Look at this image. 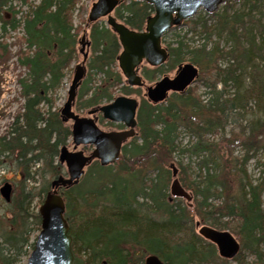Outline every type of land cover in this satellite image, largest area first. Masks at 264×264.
I'll list each match as a JSON object with an SVG mask.
<instances>
[{
    "label": "trees",
    "instance_id": "16d2710c",
    "mask_svg": "<svg viewBox=\"0 0 264 264\" xmlns=\"http://www.w3.org/2000/svg\"><path fill=\"white\" fill-rule=\"evenodd\" d=\"M15 1L27 7L21 16ZM80 1L0 0V63L10 54L4 34L20 29L16 59L25 68L17 79L21 110L0 136V159L14 156L21 183H27L5 202L0 214V264H16L27 257L33 248L31 235L40 230L38 211L30 206L34 199L42 202L50 182L44 180L37 187L29 182L35 181L34 175L54 178L63 171L58 154L70 138V128L59 111L52 110L48 93L60 87L65 70L79 56L75 45L80 23L89 28L92 51L88 73L77 92V109L109 102L115 90L136 94L139 103L136 136L123 146L121 156L109 164L92 160L76 184L57 189L64 200L73 264H143L147 254H156L164 264H246L244 250L255 255V264H264L260 249L264 162L259 161L262 169L257 180L247 172L248 161L264 148V31L256 34L249 28L242 36L238 29L244 25L238 15L220 14L214 24L197 17L204 40L189 45L184 36H177L175 42L165 44L166 61L156 67L143 66L141 73L143 80L152 82L187 59L197 68L195 81L201 80L203 92L190 85L151 103L140 87L124 83L117 69L120 45L111 28L87 18L74 25L73 12L82 13ZM223 1L227 5L229 0ZM245 1L252 6L258 2ZM152 13V5L143 0H120L113 17L142 30ZM214 33L219 38L225 33L229 47L211 42ZM223 59L227 63L222 66ZM94 75H100L99 82L92 81ZM229 87L233 92L225 96ZM249 100L257 116L217 140L206 138L224 129L228 115L246 109ZM182 128L194 139L184 148L178 140ZM237 146L241 154H234ZM184 151L197 160L194 176L188 165L175 160L176 153ZM173 162L178 165L176 179L191 194L189 203L167 192L172 176L168 166ZM31 166L35 168L30 170ZM197 221L230 231L240 245L237 254L231 260L219 257L215 246L195 232Z\"/></svg>",
    "mask_w": 264,
    "mask_h": 264
},
{
    "label": "water",
    "instance_id": "95a60500",
    "mask_svg": "<svg viewBox=\"0 0 264 264\" xmlns=\"http://www.w3.org/2000/svg\"><path fill=\"white\" fill-rule=\"evenodd\" d=\"M119 1L96 0L89 9L87 20L92 22L99 17H106V23L117 34L121 46L117 57L118 67L127 84L139 86L141 79L137 74V66L143 61L150 66H158L167 58V50L161 45L162 34L170 27L192 17L199 8H203L208 13L213 12L223 0H143L153 7V14L147 18L143 30L130 29L111 15ZM79 42L81 44L80 51H83V47L89 44L85 34H82ZM86 56L83 53V61ZM83 61L75 66L67 99L59 113L63 122L69 119L74 120L71 127L73 142L76 145L94 144V150L88 157L81 151H68L64 145L60 148L58 161L65 164L68 176L58 175L50 182L51 191L45 195L38 208L40 230L35 237L26 264H73L72 238L64 217V200L56 193V188L77 183L84 172V166L92 158L99 159L101 164L114 161L118 157L120 141L124 136V134L115 133L116 139H113L100 133L98 137H93L96 129L93 127L92 121L87 118H79L71 110L77 86L85 72ZM196 76L195 65L190 62L181 63L177 66L172 77L163 75L153 84L146 86L145 96L153 103L162 101L169 91H182L192 83ZM99 110L104 119L129 125L131 128L129 134H132L136 125V101L134 99L119 95L109 103L101 105ZM171 166L172 174L175 176L176 168ZM171 193L179 196L188 195L177 179H174L171 184ZM0 195L5 202L10 201L11 184L9 182H4L0 187ZM195 226L198 228L197 233L200 236L215 245L220 257L232 259L238 252L239 243L229 231L216 229L206 224L200 225L198 221ZM144 264H164V262L156 254H148L144 258Z\"/></svg>",
    "mask_w": 264,
    "mask_h": 264
},
{
    "label": "rangeland",
    "instance_id": "374dc122",
    "mask_svg": "<svg viewBox=\"0 0 264 264\" xmlns=\"http://www.w3.org/2000/svg\"><path fill=\"white\" fill-rule=\"evenodd\" d=\"M95 1L96 0H81L79 2L78 6L82 7V13L78 14L77 10L73 12L74 25H77L78 23H80L81 18L87 17L89 8L92 5V3ZM14 4L16 5V8L20 10L18 11L17 16H21V13L24 14L26 12L27 10L26 6H21L17 1H15ZM252 5H253L252 2L245 1V0H229L227 5H225V2L222 1L217 6V8L211 13L206 12L203 8H199L192 17L183 20L180 24L170 27L162 35V38L164 41L163 45H165L167 42H175V39L177 38V36H184L189 45L190 44L194 45V44H198L202 42L204 40L205 34L200 32L201 26L195 23L196 18L197 17L207 18L208 19L207 24H214L217 18H219L218 16L223 13H225L231 18L237 15L241 16L240 18L242 19V23L244 27L239 28L238 32L242 36L245 34V30L249 28H253L254 33L258 34L259 31H262V30L264 31V0H258L255 6H252ZM211 14H214V16L209 17L208 15H211ZM6 17L9 18L10 16L6 15ZM98 21L99 22L102 21L105 23V17L99 18ZM252 23H255L256 25L255 26L253 25L254 26L253 27L251 25ZM80 26L81 28L79 29L78 34L76 36V45H75V51L76 53L79 54V56L73 59L69 67L65 70V75L62 79L60 87L56 88L54 92L48 93V96H50L52 100V106H53L52 110L57 109L59 111L60 108L63 106L67 98L68 88L74 77L75 65L81 64L83 61L82 54L78 52L79 49L81 48V44L79 43V40L82 34H85L87 38L89 39L88 37L89 28L87 27L86 29L84 26V23H80ZM20 35H21L20 29L16 31L11 30V31H8L6 34H4V37L6 38L7 43L9 45L10 54L6 61H3L0 63V136L3 135L8 130L14 116L16 115L18 111L21 110V105L23 102L22 98L20 97V87H19L17 79L20 75H23V73L25 72V68L19 65L16 59V52L21 45V42L18 40V37H20ZM213 41H220V44L222 46L229 47L230 45V42L226 39L225 33L222 34L221 38H219L217 34L214 33L211 36V42ZM91 51L92 50L90 49L89 45H85L83 47L82 52H84L87 55L85 61H83L84 62L83 66L85 68V77L88 73L87 61L91 55ZM184 61H188V60L186 59ZM255 61L257 62V59H255ZM226 63H227L226 59H223L220 61V64H222V66ZM165 74L168 75L169 77H172L174 74V70L166 72ZM160 77L161 75H159L157 79H159ZM99 78H100V75H94L93 76L94 80L92 81L94 83H97L99 82ZM153 82L154 81L152 82L146 81V84L150 85ZM81 85L79 86V88L81 87ZM193 85L198 87L199 92H203V84L201 80L193 82L191 86ZM228 90L229 91L228 93L225 94V96L227 94H232L233 87H229ZM141 92H144V90H142ZM121 94L122 93L120 90H115L113 97L115 98ZM106 103H109V102L105 101V102L100 103V105L101 104L103 105ZM71 110L75 114L86 116L90 109H80V110L77 109V93H76V98L74 100V104ZM257 115H258V112L255 109L253 100H249L247 102L246 109L244 110L241 109L240 111L236 110L233 113L228 115L229 116L228 122L224 129L217 131L216 134L215 133L207 134L206 138L208 139L210 138V140L214 138L217 140L218 138H220L221 134L229 133L230 130L233 128L234 129L240 128L241 126L245 125V123L249 121L252 117L257 116ZM98 123L100 127L105 130L113 128V126H108V124L105 123V119H102L101 122L99 121ZM64 124L70 128L72 125L71 119L66 121ZM178 140L180 142L179 147L184 148L189 143H191L194 139L185 129L182 128L180 131ZM66 147L69 151L72 150L71 140L67 142ZM80 149H83L85 154H88L92 151V148L90 146H80L79 145L76 150L78 151ZM233 149H234V154H241V150L238 146ZM176 159L182 160L183 164H186L189 166V171L191 172L192 176H194L198 172V169L195 165L197 160L194 156L191 157L189 155V152L184 151L183 153H178V154L176 153L175 160ZM0 160H1L0 161V187L3 185L4 182H9L11 184V197L14 195H17L20 189L22 188V186H25L27 184L26 181H23V183H21L23 176H22V172H20L17 169L18 160L15 159L14 156H12L11 158H6V159L4 158ZM259 161L264 162V148L259 149L256 152V157L251 159L247 163V172L253 180H257V178L259 177V174L261 175L262 166L259 163ZM173 163L178 168V165L175 162ZM61 166H62L63 171L60 174L66 177L67 176L66 166L64 163ZM34 168H35L34 166H31L30 170H33ZM168 168L170 169V166H168ZM175 177L176 176H171L169 179L168 187H167L168 193H170V187ZM34 178H35V181L29 182V185L37 187L41 185L44 180H46L47 182H51V180L53 179V176L46 175L44 177L45 179L44 178L42 179L41 175H34ZM175 198H177V200L179 199L183 203H189L191 201V194L188 191L187 196H175ZM263 200H264V191H263ZM4 204H5V201L0 195V214H2L5 210ZM40 204L41 203H39L38 199H34L31 203L30 209L31 210L33 209L36 212L38 211ZM197 230L198 228L195 226L196 233H197ZM37 233L38 231L33 232V234L31 235L30 240L32 242H34ZM203 240L208 241L206 239H203ZM260 249L264 252V243L260 246ZM216 253H217V250H216ZM244 254L246 257V264H255L254 262H255L256 257L252 252L248 250H244ZM26 260H27V257L22 256L16 264H26ZM232 264L234 263L232 262Z\"/></svg>",
    "mask_w": 264,
    "mask_h": 264
},
{
    "label": "flooded vegetation",
    "instance_id": "af4514ba",
    "mask_svg": "<svg viewBox=\"0 0 264 264\" xmlns=\"http://www.w3.org/2000/svg\"><path fill=\"white\" fill-rule=\"evenodd\" d=\"M112 14V13H111ZM105 25L106 26H108L109 28H111L107 23H105ZM129 28V27H128ZM131 29V28H130ZM112 30V29H111ZM134 30V29H133ZM113 31V30H112ZM114 32V31H113ZM115 33V32H114ZM116 34V33H115ZM116 36H117V34H116ZM86 39L89 41V47H90V40L87 38V36H86ZM117 40H118V38H117ZM80 41V40H79ZM80 43V42H79ZM119 43V42H118ZM87 45V44H86ZM120 45V44H119ZM120 51H121V46H120V49H119V53H120ZM80 54H82V60H83V53L84 52H82V51H80V49H79V51H78ZM119 53H118V55H119ZM77 65V64H76ZM75 65V66H76ZM161 65V64H160ZM143 66H148V67H156V66H150V65H148L145 61H143L142 63H140L138 66H137V74L140 76V79H141V85H139V86H132V85H129V84H127V82H126V79L124 78V76L122 75V73H121V71H120V69H119V67H118V62H117V69L119 70V72L121 73V75L123 76V80H124V83L126 84V85H128V86H131V87H140L141 88V91L142 90H144V92H141L142 93V95H144V97L148 100V98L145 96V88H146V86H148L147 84H146V81L145 80H143V76H142V73H141V70H142V68H143ZM159 66V65H158ZM176 70H177V67H176V69L174 70V73L176 72ZM162 75H164V74H162ZM161 75V76H162ZM84 76H85V72H84V75H83V77H82V79H81V81H80V83H79V85H81L82 84V81H83V78H84ZM158 80V79H157ZM156 80H154V82H155ZM153 82V83H154ZM152 83V84H153ZM151 85V84H150ZM78 88H79V86H77V91H78ZM121 95H124V96H127V97H129V98H131V99H134L135 101H136V110H135V116H136V112H137V107H138V103H139V97L136 95V94H121ZM131 95H133V96H131ZM113 99H114V97H113ZM149 101V100H148ZM150 102V101H149ZM151 103H153V102H151ZM102 105V104H101ZM101 105H99L98 107H96V108H94V109H92V110H89L88 111V113H87V115L86 116H81V115H78V117L79 118H87V119H90L91 121H92V125H93V127H95V133L93 134V137H98L99 135H100V133H104L105 135H108V137H110V138H113V139H116V135H115V133H118L119 135H121V134H124V136L122 137V140L120 141V145H119V150H118V156L122 153V148H123V146L127 143V142H129L130 140H132L133 138H134V136H136V130H135V127H136V125L134 126V128H133V132H132V134H129L130 133V130H131V128H130V126L129 125H126L125 123H123V122H112V121H108V120H105V123L106 124H108V126H113V128L112 129H107V130H105V129H103V128H101L100 127V125H99V121L101 122V120L103 119L102 118V114H101V111L99 110V107L101 106ZM100 116V117H99ZM136 119V118H135ZM71 121H72V125H73V122H74V120L73 119H71ZM72 125H71V127H72ZM92 137V136H91ZM69 140H71V143H72V150L71 151H77L76 149H77V147L80 145V146H90L91 148H92V151L90 152V153H88V154H85V152L83 151V149H80V150H78V151H81L83 154H85V156H90L91 154H92V152H93V150H94V144H91V143H81V144H75L74 142H73V135H72V133H71V136H70V138H69ZM68 140V141H69ZM67 141V142H68ZM110 142V141H109ZM69 151V150H68ZM93 159V158H92ZM95 159H97V158H95ZM99 160V159H98ZM100 161V160H99Z\"/></svg>",
    "mask_w": 264,
    "mask_h": 264
},
{
    "label": "bare ground",
    "instance_id": "6f19581e",
    "mask_svg": "<svg viewBox=\"0 0 264 264\" xmlns=\"http://www.w3.org/2000/svg\"><path fill=\"white\" fill-rule=\"evenodd\" d=\"M171 165H173L175 168H176V173H177V167L175 166V164L174 163H171L169 166H170V169H171V173L173 172V169H172V166Z\"/></svg>",
    "mask_w": 264,
    "mask_h": 264
}]
</instances>
